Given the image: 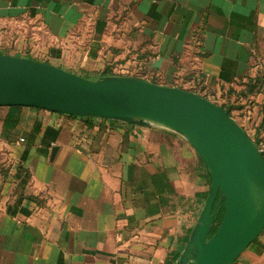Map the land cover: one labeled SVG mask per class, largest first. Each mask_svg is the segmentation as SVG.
<instances>
[{
	"label": "crops",
	"instance_id": "1",
	"mask_svg": "<svg viewBox=\"0 0 264 264\" xmlns=\"http://www.w3.org/2000/svg\"><path fill=\"white\" fill-rule=\"evenodd\" d=\"M7 31L46 53H1L197 92L264 141V0H0ZM20 106L6 135L0 106V264H174L210 188L193 145L157 125ZM232 264H264V231Z\"/></svg>",
	"mask_w": 264,
	"mask_h": 264
},
{
	"label": "water",
	"instance_id": "2",
	"mask_svg": "<svg viewBox=\"0 0 264 264\" xmlns=\"http://www.w3.org/2000/svg\"><path fill=\"white\" fill-rule=\"evenodd\" d=\"M157 125L181 133L202 157L210 188L174 264H232L264 231V157L221 105L197 92L140 77L89 78L35 58L0 52V106ZM223 219L211 229L221 204Z\"/></svg>",
	"mask_w": 264,
	"mask_h": 264
},
{
	"label": "rangeland",
	"instance_id": "3",
	"mask_svg": "<svg viewBox=\"0 0 264 264\" xmlns=\"http://www.w3.org/2000/svg\"><path fill=\"white\" fill-rule=\"evenodd\" d=\"M26 35V34H25ZM19 32H10V31H7V32H4L2 33V35H0V40L4 42V44H0V48L1 49H7V50H11L13 52H21V53H29V54H32L34 55L35 57H40V58H44V54L46 53V46L43 47V45L45 43H40L38 47H30V48H21L19 49L18 47H16L14 44L11 45V43H13L12 41H15V39L19 38ZM31 37H34V36H31L28 35V36H25L24 39L27 40V39H30ZM38 38L39 39H43V35L42 33H38ZM11 45L10 47L9 46H5V45ZM4 45V46H2ZM130 72H134L132 70H130ZM83 75L85 76H89V78H95L94 76L88 74V73H82Z\"/></svg>",
	"mask_w": 264,
	"mask_h": 264
},
{
	"label": "trees",
	"instance_id": "4",
	"mask_svg": "<svg viewBox=\"0 0 264 264\" xmlns=\"http://www.w3.org/2000/svg\"><path fill=\"white\" fill-rule=\"evenodd\" d=\"M105 72H110V71L108 69V70H105ZM20 107L21 106H19V105L9 107V111L5 117V120H4L3 134L6 135L7 131L9 129L13 128L17 124V122L19 121L18 110ZM227 111L231 115L230 110L227 109ZM87 118H90V117L87 116ZM224 212H225V202L223 201V203L221 204V206L218 209V212H217L214 224L212 226L210 235L214 234L216 232V230L218 229V227H219V225L223 219Z\"/></svg>",
	"mask_w": 264,
	"mask_h": 264
},
{
	"label": "built area",
	"instance_id": "5",
	"mask_svg": "<svg viewBox=\"0 0 264 264\" xmlns=\"http://www.w3.org/2000/svg\"><path fill=\"white\" fill-rule=\"evenodd\" d=\"M125 74H129V71L126 72ZM258 150L260 151V153L263 155L264 157V141H261L259 143H256Z\"/></svg>",
	"mask_w": 264,
	"mask_h": 264
}]
</instances>
